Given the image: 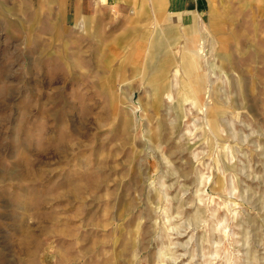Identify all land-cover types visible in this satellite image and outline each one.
<instances>
[{"label":"rangeland","instance_id":"obj_1","mask_svg":"<svg viewBox=\"0 0 264 264\" xmlns=\"http://www.w3.org/2000/svg\"><path fill=\"white\" fill-rule=\"evenodd\" d=\"M33 12L0 0V264H264V23Z\"/></svg>","mask_w":264,"mask_h":264},{"label":"crops","instance_id":"obj_2","mask_svg":"<svg viewBox=\"0 0 264 264\" xmlns=\"http://www.w3.org/2000/svg\"><path fill=\"white\" fill-rule=\"evenodd\" d=\"M28 3L33 4V14L49 19L44 30L50 33L52 42L58 38L61 47L69 46L68 32L76 30L72 22L78 17L101 16L106 12L120 18L134 14L145 21L154 20L156 30L182 28L188 32V38L217 19L228 21L234 16L237 21L242 17L243 23H264V0H28Z\"/></svg>","mask_w":264,"mask_h":264}]
</instances>
